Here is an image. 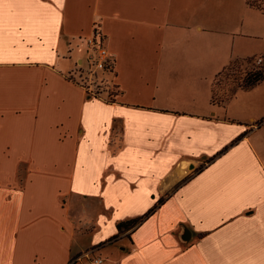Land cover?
<instances>
[{
	"label": "crops",
	"instance_id": "crops-1",
	"mask_svg": "<svg viewBox=\"0 0 264 264\" xmlns=\"http://www.w3.org/2000/svg\"><path fill=\"white\" fill-rule=\"evenodd\" d=\"M255 9L0 0V264H264V112L210 103ZM93 28L112 101L74 75Z\"/></svg>",
	"mask_w": 264,
	"mask_h": 264
},
{
	"label": "rangeland",
	"instance_id": "rangeland-1",
	"mask_svg": "<svg viewBox=\"0 0 264 264\" xmlns=\"http://www.w3.org/2000/svg\"><path fill=\"white\" fill-rule=\"evenodd\" d=\"M254 1L255 3H259V0ZM259 5L262 10L255 9L248 15V22L252 26L251 32L254 36L253 48L248 55V57L252 59L251 64H247L242 59H238V62L227 66L225 70L217 75L212 82V90L216 97L222 96L230 86L235 83H239L241 78L251 67L260 66L254 63L257 58L260 57L262 63L264 62V56H258L264 49V0H260ZM76 68L74 75L80 77L78 78V81L83 87L87 86L90 88V93L92 94L91 96H101L104 97L105 100H109L107 92H109L111 85L108 77H102L99 71L92 72L90 76L88 72L89 67L87 66V60H85L83 64L77 65ZM95 86L99 87L95 88ZM235 96L236 100L229 104V101L233 100L229 99L225 102L228 103V105L224 106L226 111L231 113V115H234L239 119H245L248 112L251 110H254L253 115L255 116L264 112V80L256 85L252 91L247 93L239 91ZM263 123L264 118L263 120L254 123V125L259 126ZM123 232L124 231L120 233Z\"/></svg>",
	"mask_w": 264,
	"mask_h": 264
},
{
	"label": "trees",
	"instance_id": "trees-1",
	"mask_svg": "<svg viewBox=\"0 0 264 264\" xmlns=\"http://www.w3.org/2000/svg\"><path fill=\"white\" fill-rule=\"evenodd\" d=\"M247 4L249 6H253L257 9L260 8V0L259 3H255L254 0H247ZM95 38H97V41L99 42V44L102 43L103 39L102 37L99 35V33L95 32L94 33ZM264 56V54H263ZM243 61L245 63H249L251 64L252 59L251 58H246L243 59ZM238 62V60H234L232 61L229 65ZM228 65V66H229ZM112 68H113V61L112 59L109 57L106 59V61L104 62V66L103 68L99 71V73L102 75V77L107 76L108 74H110L112 72ZM226 68H224L223 70H225ZM219 75V74H218ZM79 77V76H78ZM80 78V77H79ZM264 80V62L262 63V65L260 66H255V67H251L245 74L244 76L241 78L239 83H235L234 85L230 86L225 94H223L222 96H217L215 95V93L212 90V84H211V95H210V103L213 105H218V106H223V104L229 100L234 93L237 90L240 91H248L250 90L253 86H255L257 83L261 82ZM106 81V80H105ZM111 85V84H110ZM99 87V86H95ZM107 97H109V100L112 101V98L115 94L114 88L111 86L109 92H107ZM160 203V201H158L152 208L150 211H152L154 209V207L156 205H158ZM144 217V216H143ZM143 217H139V218H134V219H130V220H126V221H122L119 222L115 225V229L118 233L122 232V231H127L129 229H132L135 225L139 224L142 220Z\"/></svg>",
	"mask_w": 264,
	"mask_h": 264
},
{
	"label": "built area",
	"instance_id": "built-area-1",
	"mask_svg": "<svg viewBox=\"0 0 264 264\" xmlns=\"http://www.w3.org/2000/svg\"><path fill=\"white\" fill-rule=\"evenodd\" d=\"M97 32L95 28H93V32L90 37L85 40L86 47L88 49L87 52V66L89 67V74L91 76L92 72L100 71L104 62L107 58H109L106 49L103 46V41L101 44L95 38L94 33ZM256 65H261V58H257L254 62ZM87 93L91 96L90 88L85 86ZM88 264H103V260L99 256H93L88 260Z\"/></svg>",
	"mask_w": 264,
	"mask_h": 264
}]
</instances>
